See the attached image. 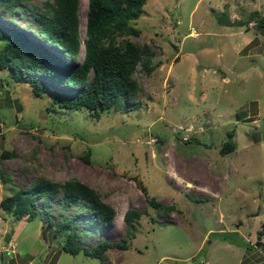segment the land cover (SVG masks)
Listing matches in <instances>:
<instances>
[{
	"label": "rangeland",
	"instance_id": "obj_1",
	"mask_svg": "<svg viewBox=\"0 0 264 264\" xmlns=\"http://www.w3.org/2000/svg\"><path fill=\"white\" fill-rule=\"evenodd\" d=\"M44 1L0 5V25L44 43L34 18ZM86 9L80 0L82 38ZM253 11L264 15V0H147L134 23L140 34L128 38L150 47L154 69L133 74L137 107L98 119L52 105L50 91L36 96L0 70V202L40 179H76L116 212L94 221L60 189L36 197L32 217L0 206V264H264L254 246L264 242V34L232 25ZM229 140L235 149L222 155ZM127 210L141 215L126 223ZM68 219L77 244L126 249L102 258L63 251L67 233L55 229Z\"/></svg>",
	"mask_w": 264,
	"mask_h": 264
},
{
	"label": "trees",
	"instance_id": "obj_2",
	"mask_svg": "<svg viewBox=\"0 0 264 264\" xmlns=\"http://www.w3.org/2000/svg\"><path fill=\"white\" fill-rule=\"evenodd\" d=\"M27 1L0 0V5L8 9ZM146 1L87 0L82 38L80 0H45L43 9L34 18L38 22L40 35L46 43L54 45L59 56L47 48L45 42H33L24 32L0 25V70L5 69L16 83H29L36 96L42 97L50 91L52 105L57 104L68 110L85 109L95 119L113 108L122 110L126 104H129L127 108H135L138 103L134 101L141 86L133 74L138 65L147 75L154 69L150 47L128 38L129 35L140 34L134 23L141 16ZM220 23L228 26L234 22L230 23L225 18ZM250 24L264 34V15L257 11L250 12L232 25L249 27ZM82 48V61L76 62ZM53 82L64 88L55 86ZM229 136L232 137L233 133ZM234 149L235 143L229 140L224 142L220 153L225 155ZM2 155L12 157L13 152L4 150ZM32 188L34 190L30 192H24L21 188L13 190L0 202V206L5 210L12 209L18 218L25 214L32 217L35 212L31 206L35 198L50 200L60 189L63 202L85 206L94 221L108 223L116 215L115 210L102 201L93 188L76 179L62 184L40 179ZM149 202L157 204L153 198ZM140 215V211L127 210L123 219L126 223H132ZM60 231L67 233L62 250L73 255L82 252L86 256L102 258L103 251L109 247L126 249L125 244L118 242L103 241L90 249L77 244L70 219L55 229V232Z\"/></svg>",
	"mask_w": 264,
	"mask_h": 264
},
{
	"label": "water",
	"instance_id": "obj_3",
	"mask_svg": "<svg viewBox=\"0 0 264 264\" xmlns=\"http://www.w3.org/2000/svg\"><path fill=\"white\" fill-rule=\"evenodd\" d=\"M255 247H262L263 250H264V243L260 240V237L257 238L255 244H254Z\"/></svg>",
	"mask_w": 264,
	"mask_h": 264
},
{
	"label": "crops",
	"instance_id": "obj_4",
	"mask_svg": "<svg viewBox=\"0 0 264 264\" xmlns=\"http://www.w3.org/2000/svg\"><path fill=\"white\" fill-rule=\"evenodd\" d=\"M0 263H1V259H0Z\"/></svg>",
	"mask_w": 264,
	"mask_h": 264
},
{
	"label": "flooded vegetation",
	"instance_id": "obj_5",
	"mask_svg": "<svg viewBox=\"0 0 264 264\" xmlns=\"http://www.w3.org/2000/svg\"><path fill=\"white\" fill-rule=\"evenodd\" d=\"M258 237H259V236H258ZM258 237H257V238H258ZM263 243H264V242H263Z\"/></svg>",
	"mask_w": 264,
	"mask_h": 264
}]
</instances>
